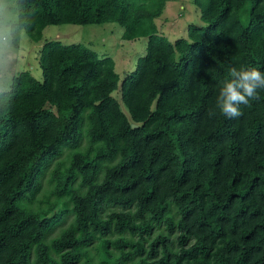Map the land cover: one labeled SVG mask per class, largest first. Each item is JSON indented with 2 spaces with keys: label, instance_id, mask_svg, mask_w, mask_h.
Here are the masks:
<instances>
[{
  "label": "trees",
  "instance_id": "obj_1",
  "mask_svg": "<svg viewBox=\"0 0 264 264\" xmlns=\"http://www.w3.org/2000/svg\"><path fill=\"white\" fill-rule=\"evenodd\" d=\"M169 1L25 0L33 42L118 23L148 43L124 78L113 58L58 43L42 83L14 76L0 264H264V90L238 119L215 108L231 67L264 71V0H207L204 26L174 43L156 24Z\"/></svg>",
  "mask_w": 264,
  "mask_h": 264
},
{
  "label": "rangeland",
  "instance_id": "obj_2",
  "mask_svg": "<svg viewBox=\"0 0 264 264\" xmlns=\"http://www.w3.org/2000/svg\"><path fill=\"white\" fill-rule=\"evenodd\" d=\"M206 5L207 0L169 1L162 17L156 20L160 36L171 43L187 39L190 26H204L200 18ZM123 31L118 23L49 26L44 30L40 43L33 42L27 34L22 33L19 44H13L10 52V67L5 68L0 62V73H3L0 78L10 74L13 81L15 75L29 72L36 81L42 83L43 72L39 61L47 43L81 45L100 57H111L115 61L116 71L124 78L126 73L136 69L138 60L145 55L148 40H124ZM114 96L119 98L118 92Z\"/></svg>",
  "mask_w": 264,
  "mask_h": 264
},
{
  "label": "clouds",
  "instance_id": "obj_3",
  "mask_svg": "<svg viewBox=\"0 0 264 264\" xmlns=\"http://www.w3.org/2000/svg\"><path fill=\"white\" fill-rule=\"evenodd\" d=\"M24 7L25 0H0V62L5 68L12 63L13 41L17 40L18 44V36L26 35L20 27ZM230 76L220 88L215 108L228 119H238L243 115L241 105L249 106L250 101L259 100L258 90H264V71L231 67ZM11 88L10 74L0 78V112H7L10 107L12 97H6L5 93H10ZM208 115L215 116V109H210Z\"/></svg>",
  "mask_w": 264,
  "mask_h": 264
}]
</instances>
